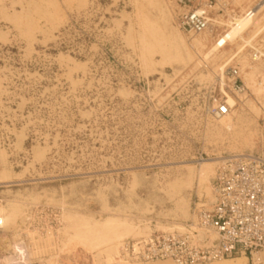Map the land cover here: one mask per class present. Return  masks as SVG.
Here are the masks:
<instances>
[{
    "label": "rangeland",
    "instance_id": "rangeland-1",
    "mask_svg": "<svg viewBox=\"0 0 264 264\" xmlns=\"http://www.w3.org/2000/svg\"><path fill=\"white\" fill-rule=\"evenodd\" d=\"M217 3L189 37L176 0H0V256L18 242L30 264H173L120 247L189 221L219 158L264 156V0ZM250 11L249 43L212 51ZM228 67L245 92L214 122Z\"/></svg>",
    "mask_w": 264,
    "mask_h": 264
},
{
    "label": "built area",
    "instance_id": "built-area-1",
    "mask_svg": "<svg viewBox=\"0 0 264 264\" xmlns=\"http://www.w3.org/2000/svg\"><path fill=\"white\" fill-rule=\"evenodd\" d=\"M176 4L182 10L176 26L189 37L208 30L210 16L219 7L217 0H176ZM253 16L250 11L244 18ZM252 56L255 61H264L260 51ZM223 69L219 75V95L213 96L212 103L204 108L205 118L212 121L235 108L228 103L226 91L234 95L245 92L237 68ZM261 123L264 127V113ZM203 161L200 156L196 163ZM210 187L211 200L199 201L189 221L123 243L121 252L130 261L140 263L169 260L173 264H209L238 257L264 263V156L251 153L219 158ZM1 226L0 221V229Z\"/></svg>",
    "mask_w": 264,
    "mask_h": 264
},
{
    "label": "bare ground",
    "instance_id": "bare-ground-1",
    "mask_svg": "<svg viewBox=\"0 0 264 264\" xmlns=\"http://www.w3.org/2000/svg\"><path fill=\"white\" fill-rule=\"evenodd\" d=\"M253 11L258 13L257 9H255ZM251 23H250V19H248V18L247 19L243 18V19L234 20V23L231 25V27L225 32V34L221 38H219L216 41V43L214 44V48H212V51H214L215 48L216 49L223 48L228 42H233L235 39H238V38L243 41L244 45L245 44L247 45L249 43V41H246V40L244 41L241 38V35L243 33H245L246 31H248ZM249 40H251V39H249ZM242 49H243V46L237 47L236 52L234 54H232L228 60H226V63L224 64V66L222 68L227 66L239 53H241ZM228 103L230 105L234 104L236 106L235 101L232 100V98L230 99V97H228ZM230 114H232V113H230ZM230 114L220 118L219 120L231 116ZM218 121L216 120L214 122H218ZM207 164L208 163L204 162V161H203V163H200V168L198 170V180H199L200 184H202L206 181L205 175L208 171V165ZM211 198H212V192H211V187H210V200H211ZM4 220L6 222L7 218L4 219V218H2V216H0V221H1V225H2L0 230L4 229ZM28 258L29 257H27V255H26V249H25L24 245L22 243L13 242V244H9L7 246V249L5 250L4 254H2L0 256V264H30V262L28 261Z\"/></svg>",
    "mask_w": 264,
    "mask_h": 264
}]
</instances>
